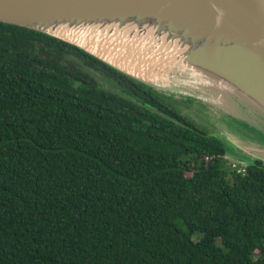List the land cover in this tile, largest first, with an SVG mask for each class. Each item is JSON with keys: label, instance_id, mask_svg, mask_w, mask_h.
<instances>
[{"label": "trees", "instance_id": "obj_1", "mask_svg": "<svg viewBox=\"0 0 264 264\" xmlns=\"http://www.w3.org/2000/svg\"><path fill=\"white\" fill-rule=\"evenodd\" d=\"M227 150L156 88L0 21V264H264V161L238 173Z\"/></svg>", "mask_w": 264, "mask_h": 264}, {"label": "water", "instance_id": "obj_2", "mask_svg": "<svg viewBox=\"0 0 264 264\" xmlns=\"http://www.w3.org/2000/svg\"><path fill=\"white\" fill-rule=\"evenodd\" d=\"M0 21L69 42L154 88L186 80L199 92L239 97L252 107L242 105L253 122L240 120L250 132L225 139L264 161V0H0ZM128 44L161 48L137 55L162 68L135 73L122 63Z\"/></svg>", "mask_w": 264, "mask_h": 264}, {"label": "rangeland", "instance_id": "obj_3", "mask_svg": "<svg viewBox=\"0 0 264 264\" xmlns=\"http://www.w3.org/2000/svg\"><path fill=\"white\" fill-rule=\"evenodd\" d=\"M96 76L101 82L104 81L99 74H96ZM184 78V76H176V79ZM183 81L180 84L162 83L164 81H154L151 84L157 87L156 89L182 114L207 132L216 135L226 144L228 148L226 155L228 164L237 162L243 165L244 161L250 160L251 157L249 155L230 144L224 135L227 133L232 134L233 132L237 136V134L247 133V130L250 132V129L244 123H241L240 120L253 122L248 116L249 113L244 111L242 105L247 107L248 111H251L252 107L231 93L214 88L211 94H207L197 91L191 84H187L186 80ZM106 85L109 84L107 83ZM182 85L185 87H181ZM231 111L236 115L234 118L228 113Z\"/></svg>", "mask_w": 264, "mask_h": 264}, {"label": "bare ground", "instance_id": "obj_4", "mask_svg": "<svg viewBox=\"0 0 264 264\" xmlns=\"http://www.w3.org/2000/svg\"><path fill=\"white\" fill-rule=\"evenodd\" d=\"M128 43H132L134 41H127ZM127 46V55H124L125 57L122 58V63L130 67L131 70H133L137 74H143L144 76H147L153 72H157L159 68H162L160 62H152L150 59L146 57H140L137 55L139 53V50L141 51L142 55H147V54H158L161 52V48L156 49L155 51L152 48L153 46L150 44H145L144 46L146 48L140 49L134 45L128 44ZM119 58L116 56L114 59ZM117 62L116 60H114ZM121 62V61H119ZM164 63V62H163Z\"/></svg>", "mask_w": 264, "mask_h": 264}, {"label": "built area", "instance_id": "obj_5", "mask_svg": "<svg viewBox=\"0 0 264 264\" xmlns=\"http://www.w3.org/2000/svg\"><path fill=\"white\" fill-rule=\"evenodd\" d=\"M231 167L233 169H235L236 172H238V173H244V171H245V166L244 165H240L237 162H232L231 163Z\"/></svg>", "mask_w": 264, "mask_h": 264}]
</instances>
